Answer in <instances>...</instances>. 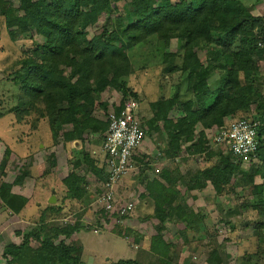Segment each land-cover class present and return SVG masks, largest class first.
I'll list each match as a JSON object with an SVG mask.
<instances>
[{
    "label": "rangeland",
    "instance_id": "rangeland-1",
    "mask_svg": "<svg viewBox=\"0 0 264 264\" xmlns=\"http://www.w3.org/2000/svg\"><path fill=\"white\" fill-rule=\"evenodd\" d=\"M34 1L0 0V264L6 263L1 254L6 243H20L24 234L38 230L43 224L45 234L53 233L56 226L77 227L68 235H57L55 242L63 240L80 247L78 255L83 264H112L128 258L139 264H264V230L257 231L255 227L263 217L251 208L254 198L250 193L251 181L242 174L248 169L239 167L226 184L217 178L222 183V193H217L209 181L205 188H190L203 182L201 178L197 180L199 171L214 168L220 156L226 154L225 145L212 141L217 126L205 128L200 122L193 126L187 122L184 128L178 125L179 149L173 157L165 153L168 144H176L175 131H170L172 127L167 121L176 122L179 116L198 108L192 93L197 79L188 78L187 71L181 70L183 50L174 35L168 47L155 45L154 41L152 46L139 48L138 53L134 51L132 71L124 76L128 87L138 96L143 121L149 120L152 126L145 130L142 143L134 152L133 170L116 186L117 201L131 200L135 205L132 212L127 216L105 212L97 201L106 178L101 125L93 131L85 125L82 132L72 122L56 121L51 126V111L41 100L31 105L20 87L29 70H33V66L25 63L30 50L44 38L33 29L20 33L18 22L8 26L7 20L14 19L15 15L5 14L12 11L18 17L30 15ZM242 3L253 16L264 17V0H242ZM111 7L112 14L105 11L87 26L88 37L100 34L105 25L116 23V16L128 12L127 0L112 1ZM46 9V16L57 18L52 6ZM212 39L213 42L197 50L202 65L207 66L206 80L211 73L215 74L214 79L220 76L219 69L228 65L227 56L232 58L230 53L238 45L237 40H230L219 32H213ZM257 46L264 49L263 43ZM151 50L157 56L162 51L175 52L177 56L172 62L171 58L157 60L149 54ZM253 61L255 68L248 80L244 82L241 75L242 86L253 80L251 102L247 109L227 118L228 122L247 118L260 123L264 117V51L261 55L255 53ZM191 62L190 58L186 64L189 66ZM173 64L179 66V70L166 73L165 69ZM60 68L65 79L70 77L69 67ZM77 78L79 75L75 74L71 79ZM207 84L211 89L216 88L211 80ZM230 93L239 94L238 90ZM92 96L93 105L86 110L96 120L104 121L105 114L112 104L119 102L121 95L118 86L108 84ZM159 98H176L172 103L180 104L170 107L163 116H156V110L152 113L148 104ZM187 100H192L193 105L189 107ZM201 135L206 141V150L192 152V146L202 141ZM72 172L82 180L81 199L68 196V188L63 184V178ZM154 179L166 185L162 189L158 185L154 187L157 199L174 201L177 195L173 204H181V210L174 211L171 221L166 223L159 222L153 213L154 200L147 185ZM261 181L258 175L254 176V183ZM4 193H20L17 195L25 197L26 211L18 216L10 214L1 202ZM52 194L55 200L48 202ZM255 232H259L258 235ZM157 234L167 247L158 239L151 244ZM30 243L34 246L37 241ZM52 261L57 262L56 258Z\"/></svg>",
    "mask_w": 264,
    "mask_h": 264
},
{
    "label": "trees",
    "instance_id": "trees-1",
    "mask_svg": "<svg viewBox=\"0 0 264 264\" xmlns=\"http://www.w3.org/2000/svg\"><path fill=\"white\" fill-rule=\"evenodd\" d=\"M112 1L122 0H35L31 3L33 12L30 15L18 17L12 11L5 14L9 17L15 15L14 19L7 20L8 26L18 22L20 33L33 29L44 38L41 44L30 50L28 62L25 63L31 65L29 67L33 66V70L31 72L29 70L20 87L31 105L41 100L49 112L51 111V126H54L56 121L61 124L72 122L79 132H82V127L85 125L93 131L100 124L101 130L105 132L108 126L106 117L104 121L96 120L90 115V111L86 110L87 106L93 105L92 93H99L106 85L115 84L119 87L121 95L118 106H122L129 98L138 102L136 92L128 87L127 80L124 79V76L132 71L134 51L138 53L139 48L152 46L154 41L155 45L168 47L171 35L181 43L180 49L183 50L184 59L180 66L181 70L187 71L188 78L197 79L191 92L194 94V105L198 108L186 113L185 116H179L176 122L167 121V125L171 124L172 127L170 131H175L176 142L175 145H167L165 153L168 156L173 157L175 155L173 153H177L179 149L178 125L184 128L187 122L191 126L200 122L205 128H210L212 125L222 126L228 122L227 118L248 108L253 80L245 86L242 84L248 80L250 72L254 71L253 55L255 53L261 55L264 51L257 46L258 43L264 44V17L253 16L242 0H176L175 2L160 0L159 3L157 0H127V14H119L116 16V23L105 25L100 34L88 37L85 30L99 14L105 11L112 14ZM46 6L54 8V12L58 14L56 19L46 16L47 14L44 13V10L47 11ZM213 32L222 33L230 40H237L238 45L236 50L230 53L233 57L227 56L228 65H223V68L219 69L220 76L214 79L215 74L211 73L206 80L207 66L202 65L197 50L213 42ZM10 34L13 37L12 31ZM153 52L151 50L149 54L157 60L162 58L164 61L171 58L169 61L172 62L177 56L175 52L162 51L159 57ZM190 58L192 62L188 66L186 62ZM236 65L238 68L233 69L232 66ZM61 66L70 68V77L65 79L61 75ZM178 70L179 66L173 64L166 68L165 72L172 73ZM75 74H78L79 78L72 81L71 78ZM241 75L244 79L243 83H241ZM209 80L216 84L215 89L208 87ZM232 89L238 90L239 94L231 95ZM174 99L176 98L168 100L159 98L149 102L148 107L152 113L156 110V116H163L171 109L170 107L180 104V102L173 104ZM192 103V100H187L189 107L193 105ZM143 125L145 130H148L152 122L144 120ZM256 130L259 147L254 159L244 162L226 146L225 156H220L221 159L214 168L199 171L200 177L197 180L201 178L203 182L197 186L191 185L190 188H205L209 183L217 193H222L220 191L222 183H219L220 180L217 178L220 177L223 184H226L239 167L248 169L242 174L251 181L250 193L254 197L251 200V208L263 217L255 225L257 231H260L264 230V117L258 123ZM200 137L202 138V141H199L200 145L194 144L192 152L206 150L204 136ZM173 148L174 150L170 152ZM6 152H9L8 148ZM255 175L262 179L260 183L253 182ZM62 181L68 188V196L75 199L82 198L80 176L72 172ZM156 185L161 189L166 187L158 179L147 185L149 195L154 200L153 213L159 222L166 223L171 221L174 211L181 210V204L179 202L173 204L176 194L174 201H166L167 198L157 199L154 188ZM1 202L9 213L17 214L27 200L17 194L4 193ZM193 223L194 220L191 221L192 225ZM68 227L56 226L53 233L45 234L46 226L43 224L38 230L34 229L24 234L20 243H6L1 252L6 259L5 264H83L78 255L81 251L80 247L77 248L63 240L55 242L57 235H68L77 228ZM258 233L255 232L256 235ZM158 235L153 237L151 244L158 239L163 247H167V244L157 238ZM31 241H37V244L32 246ZM151 248L153 249V245ZM153 251L156 252L155 249ZM53 258H56V263L52 261ZM112 264L139 263L135 259L128 258L119 259Z\"/></svg>",
    "mask_w": 264,
    "mask_h": 264
},
{
    "label": "built area",
    "instance_id": "built-area-1",
    "mask_svg": "<svg viewBox=\"0 0 264 264\" xmlns=\"http://www.w3.org/2000/svg\"><path fill=\"white\" fill-rule=\"evenodd\" d=\"M106 121L108 126L101 149L106 178L102 182V191L97 201L105 212L127 216L135 205L131 200L117 201L116 186L123 176L133 170L134 152L145 135L138 102L133 98L125 100L122 106L115 102L106 114ZM257 126L258 122L252 120H231L217 126L212 141L227 146L242 161L248 162L254 159L259 147Z\"/></svg>",
    "mask_w": 264,
    "mask_h": 264
},
{
    "label": "crops",
    "instance_id": "crops-1",
    "mask_svg": "<svg viewBox=\"0 0 264 264\" xmlns=\"http://www.w3.org/2000/svg\"><path fill=\"white\" fill-rule=\"evenodd\" d=\"M53 192V191H52ZM16 194H20V193H16ZM21 195V194H20ZM49 198H50V196H49ZM49 198H47V200L49 199ZM26 206H28V201L26 202V204H25V206L23 207V209H21V214L22 213H24V211H26ZM20 212L19 213H17V214H13V215H16V216H18V214L20 215ZM11 214V213H10ZM107 239V238H106Z\"/></svg>",
    "mask_w": 264,
    "mask_h": 264
},
{
    "label": "water",
    "instance_id": "water-1",
    "mask_svg": "<svg viewBox=\"0 0 264 264\" xmlns=\"http://www.w3.org/2000/svg\"><path fill=\"white\" fill-rule=\"evenodd\" d=\"M54 200H55V197H54V195L52 194V195L50 196V198L48 199V202H54Z\"/></svg>",
    "mask_w": 264,
    "mask_h": 264
}]
</instances>
